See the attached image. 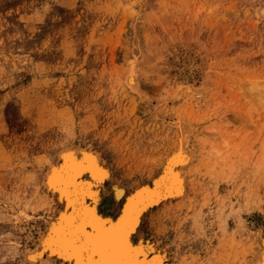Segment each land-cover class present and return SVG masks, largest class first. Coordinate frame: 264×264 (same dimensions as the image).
I'll use <instances>...</instances> for the list:
<instances>
[{
  "label": "rangeland",
  "instance_id": "374dc122",
  "mask_svg": "<svg viewBox=\"0 0 264 264\" xmlns=\"http://www.w3.org/2000/svg\"><path fill=\"white\" fill-rule=\"evenodd\" d=\"M262 85L264 0H0V264H64L43 251L65 209L47 184L64 153L113 170L98 209L114 219L181 145L185 194L136 235L166 264H254Z\"/></svg>",
  "mask_w": 264,
  "mask_h": 264
},
{
  "label": "snow or ice",
  "instance_id": "6c2138e0",
  "mask_svg": "<svg viewBox=\"0 0 264 264\" xmlns=\"http://www.w3.org/2000/svg\"><path fill=\"white\" fill-rule=\"evenodd\" d=\"M64 159L68 163L51 169L48 183L66 197L69 212L50 226L43 251H51L74 264H164L159 257L148 256V249L139 243L136 234L145 227L141 213L149 203L182 191L184 182L173 171V164L156 180L155 188H144L131 196L126 205L121 204L114 214L118 219H107L108 214L102 215L97 205L114 199L112 185L107 183L113 170L101 166L94 154L79 157L66 152ZM176 159L187 157L180 152ZM250 211H258L264 223V205Z\"/></svg>",
  "mask_w": 264,
  "mask_h": 264
},
{
  "label": "bare ground",
  "instance_id": "6f19581e",
  "mask_svg": "<svg viewBox=\"0 0 264 264\" xmlns=\"http://www.w3.org/2000/svg\"><path fill=\"white\" fill-rule=\"evenodd\" d=\"M133 79L135 80V83H132V81H133ZM127 81H128V85L131 87V88H133V89H138L139 88V80H138V77H137V73L135 74L134 72H132V73H129V75H128V78H127ZM252 81V87L251 88H253V89H256L257 90V92H258V90L259 89H257L258 87V82L255 80V79H252L251 80ZM262 87H264V85H262ZM180 147V149H179V151L177 152V153H175L173 156H172V158H171V161L173 160L174 161V163H173V161L172 162H170V163H172L173 164V171H175V173L183 180V189H182V191H177V192H174V193H168V194H166V196L162 199V200H160V201H157V202H152V203H149L148 204V206H147V208L144 210V212H142L141 213V216H145V214L148 212V211H150L152 208H154V207H157V206H159V205H161L162 203H164V202H166L167 200H169V199H173V198H179V197H181V196H183L184 194H185V191H186V179H185V174H183V171H182V166L185 164V163H187L188 162V160H189V156L186 154V152L184 151V149H183V145H181V146H179ZM180 152H183L184 153V156L185 157H187V159H176V157H177V155H178V153H180ZM67 153H73L72 151H70V152H67ZM65 154V153H64ZM63 154V155H64ZM89 155H91V154H89ZM63 158H64V156H62ZM169 158V159H170ZM64 160V162H62L60 165V167H63V165L64 164H66V163H68V161H66L65 159H63ZM170 161V160H169ZM169 163V164H170ZM169 164H168V166H169ZM180 164V166L178 167V165ZM101 165V164H100ZM101 166H103V165H101ZM168 166H166V169L165 170H162V172L157 176V178L154 180V183L153 184H151V185H145V186H140L138 189H136V191H134L128 198H126V201H125V204L124 205H126L127 204V202H128V199L131 197V196H133V195H135V193H137V192H139V191H141L142 189H144V188H155V186H156V180L157 179H159L161 176H163L164 174H166L167 172H168ZM50 175H51V173H50ZM49 175V176H50ZM153 182V181H152ZM47 184H48V186H49V188L53 191V193H57L58 194V200L60 201V202H62L63 204H64V208L65 209H63V210H61L60 211V215L59 216H61V215H63V214H65V213H68L69 212V208H68V205H67V203H66V197L63 195V193H61V192H58L56 189H54L53 187H52V185L50 184V183H48V180H47ZM118 191V190H117ZM117 194V193H116ZM118 201V200H117ZM99 205H97V207H98ZM102 211V210H101ZM101 214H102V212H100ZM103 215V214H102ZM112 216V215H111ZM59 218V217H58ZM58 218L56 219V220H54V222H57L58 221ZM107 218V217H106ZM114 219H115V217H114ZM118 219V218H117ZM53 222V223H54ZM52 223V224H53ZM137 234H140V233H137ZM139 243L140 244H142L146 249H148V253L149 252H153L154 254H148V256L150 257V258H156V257H159L163 262H164V264H166V262H165V259L163 258L164 257V255H165V253H164V255H162V254H160V252H159V250H158V252H156L157 251V249H156V245H154L153 243H149V242H144V240H143V237H142V235H140L139 236ZM150 246V247H149ZM251 248V247H250ZM253 249H255V248H253ZM261 250H260V255H259V257H258V260H256L255 262H254V264H264V246H261V248H260ZM51 254L52 255H54L51 251H49L48 252V255H50L51 256ZM55 257H57V258H60L61 260H62V262L64 263V264H74V261H71V260H65L63 257H60V256H57V255H54ZM253 260V259H252Z\"/></svg>",
  "mask_w": 264,
  "mask_h": 264
}]
</instances>
